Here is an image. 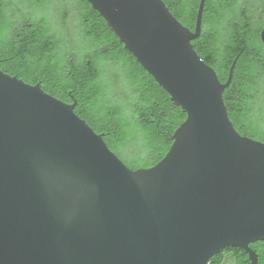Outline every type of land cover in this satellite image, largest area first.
Listing matches in <instances>:
<instances>
[{
	"label": "water",
	"instance_id": "95a60500",
	"mask_svg": "<svg viewBox=\"0 0 264 264\" xmlns=\"http://www.w3.org/2000/svg\"><path fill=\"white\" fill-rule=\"evenodd\" d=\"M186 118L131 170L65 103L0 71V264H209L264 241V143L241 136L221 82L162 0H87ZM264 43V30L261 32Z\"/></svg>",
	"mask_w": 264,
	"mask_h": 264
},
{
	"label": "trees",
	"instance_id": "16d2710c",
	"mask_svg": "<svg viewBox=\"0 0 264 264\" xmlns=\"http://www.w3.org/2000/svg\"><path fill=\"white\" fill-rule=\"evenodd\" d=\"M199 1L189 0L193 16L186 26L191 29ZM225 23L221 15L204 16L191 45L221 82L237 58L222 95L228 117L241 136L264 143V46L258 30L245 38L242 24L229 29ZM0 71L39 84L65 103L75 102L74 112L104 134L109 150L131 170L159 162L186 118L87 0H0ZM254 243L249 247L264 257V241ZM224 250L209 264H223L226 256L246 264L243 250Z\"/></svg>",
	"mask_w": 264,
	"mask_h": 264
},
{
	"label": "flooded vegetation",
	"instance_id": "af4514ba",
	"mask_svg": "<svg viewBox=\"0 0 264 264\" xmlns=\"http://www.w3.org/2000/svg\"><path fill=\"white\" fill-rule=\"evenodd\" d=\"M162 1L164 2V4H166L171 14L184 27L188 28L190 31L194 30V28L191 29L188 26H186L187 23L192 21V16H193V5L192 3L189 2V0H162ZM206 2L207 0L204 1V5L206 4ZM10 11L12 13L14 12V10L12 9H10ZM51 15H52L51 11L48 12L50 21H53ZM217 15L222 16L224 22H226L225 24L227 25V27H229V29L236 28L240 24H242L244 26L243 32L245 38L251 37L254 31L258 30L259 43L264 46V43L261 38V32L264 30V0H214L213 3H210V5L206 6L203 9L202 19L205 16L208 20L211 17ZM251 52H255V50L251 49ZM217 66L222 69L223 68L222 61H218ZM232 91L234 94L237 93V88L234 86ZM127 153L130 154L131 150L130 151L128 150ZM115 155L119 157L118 154L115 153ZM253 251L257 255L256 264H264V257L262 256L263 253L256 249ZM233 252H236L235 248H233ZM222 253H225V250H223ZM231 264H234V262L232 261ZM246 264H250V261L248 260V256L246 259Z\"/></svg>",
	"mask_w": 264,
	"mask_h": 264
},
{
	"label": "rangeland",
	"instance_id": "374dc122",
	"mask_svg": "<svg viewBox=\"0 0 264 264\" xmlns=\"http://www.w3.org/2000/svg\"><path fill=\"white\" fill-rule=\"evenodd\" d=\"M231 263H232L231 257L230 256H226L223 264H231Z\"/></svg>",
	"mask_w": 264,
	"mask_h": 264
}]
</instances>
